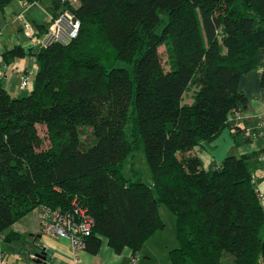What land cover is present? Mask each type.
Here are the masks:
<instances>
[{"label": "trees", "instance_id": "obj_1", "mask_svg": "<svg viewBox=\"0 0 264 264\" xmlns=\"http://www.w3.org/2000/svg\"><path fill=\"white\" fill-rule=\"evenodd\" d=\"M80 1L77 37L35 54L33 90L12 97L0 82V237L25 239L10 231L17 222L77 202L94 219L86 251L106 238L136 257L165 229V206L177 223L171 264L264 263L253 176L264 129L230 121L249 108L242 76L262 70L264 93V0ZM30 54L15 47L3 60ZM226 128L259 149L204 168L195 149ZM142 147L150 184L134 163L127 176Z\"/></svg>", "mask_w": 264, "mask_h": 264}, {"label": "crops", "instance_id": "obj_2", "mask_svg": "<svg viewBox=\"0 0 264 264\" xmlns=\"http://www.w3.org/2000/svg\"><path fill=\"white\" fill-rule=\"evenodd\" d=\"M80 4V0H70V6L73 9H77ZM62 9L58 0H13L4 10L0 11V66L5 75L4 79L1 80V84L12 97H23L33 90L34 79L39 71L35 54L43 46L42 40L48 25L60 15ZM15 47H22L33 54L17 59L14 64L7 66L3 60L4 53ZM22 76H27L29 79L26 88H22ZM261 78L262 70H258L245 74L240 80V88L250 98L249 108L243 113V118L238 122L240 127L257 129L260 123L259 117L264 112V93L261 88ZM226 131L228 132L226 134L227 140L220 137L212 143H204L195 149L202 160L204 168L209 169L220 164L228 155L241 157L254 153L259 149L256 143L238 146L235 139L229 138V136H233L231 130ZM253 173L256 182H263L264 165L261 164ZM40 213V209L35 210L27 216L34 215L27 220L28 222L25 220L26 217L21 220L25 221L24 223L19 221L10 229V231L23 235L25 239L6 242L4 238L0 237V257H3L5 261L7 260V264H14L10 263L7 258L9 254L14 255L13 247L17 243H21L16 246L19 249L17 256L24 259L26 253H28L26 263L19 264H36L33 257L42 252H45L47 256L46 264L52 262L71 264V242L65 238L54 239L41 235L39 232ZM31 224H35V230L31 229ZM32 247L39 250L35 252ZM133 257L131 250L128 248L121 255L116 254L109 246L106 238L101 239L98 254L92 255L88 251L81 254L84 264H133Z\"/></svg>", "mask_w": 264, "mask_h": 264}, {"label": "built area", "instance_id": "obj_3", "mask_svg": "<svg viewBox=\"0 0 264 264\" xmlns=\"http://www.w3.org/2000/svg\"><path fill=\"white\" fill-rule=\"evenodd\" d=\"M58 2L63 9L60 15L48 25L47 33L42 40L44 47L54 43L67 44L77 37L80 30V21L71 9L70 0H58ZM4 76L0 66V82L4 79ZM28 84V77L22 76V88H26ZM242 118L243 113H239L231 117L230 121L233 125H237ZM259 118L261 127L264 129V112L261 113ZM262 159L264 162V154H262ZM254 183L256 185L260 206L264 212V180L259 183L254 178ZM39 224V232L41 235L54 239L65 238L71 242V264H84L81 259V254L86 251V240L92 235L94 219L77 202L73 204L72 210L69 211L49 208L42 209ZM33 259L36 260V257H33ZM132 263L137 264L136 257L132 258ZM0 264H7V262L5 259H1ZM50 264L59 263L52 262Z\"/></svg>", "mask_w": 264, "mask_h": 264}, {"label": "rangeland", "instance_id": "obj_4", "mask_svg": "<svg viewBox=\"0 0 264 264\" xmlns=\"http://www.w3.org/2000/svg\"><path fill=\"white\" fill-rule=\"evenodd\" d=\"M160 52L161 53L164 52L163 55H165V48L161 47ZM164 59L165 61L167 60L165 56ZM229 129L230 128L224 129L218 138L222 137L223 140H227L228 137L226 134L228 132L226 130ZM39 132L42 137L45 136L44 127H39ZM229 138H231L232 140L235 139L233 136H229ZM132 163L135 164L136 168H139L142 171L143 181L147 184H150L152 181V173L146 162L144 147L140 148L131 157H129V160L127 162L128 165L126 166L127 176L130 175L128 169ZM160 215L162 220L164 221L165 229L157 232L155 235H153L150 239L146 241V243L143 246V249L136 256L138 264H171V251L177 249L179 246L177 240V233H176L177 223L173 214L165 206L160 208ZM32 216L34 215H30L29 217L26 216L27 219L25 220L26 221L29 220ZM21 222L24 223L25 221H21ZM31 229L33 230L36 229L35 224L34 225L31 224ZM263 237H264V233H263ZM17 244H21V243H17ZM17 244L13 247L14 255L9 254L7 259L10 263H14V264L26 263V258L28 253H26L24 259L17 256L19 252V249H17L16 247L18 246ZM32 249L35 252L39 250L38 248L35 247H32ZM260 264H264V263L262 262Z\"/></svg>", "mask_w": 264, "mask_h": 264}, {"label": "water", "instance_id": "obj_5", "mask_svg": "<svg viewBox=\"0 0 264 264\" xmlns=\"http://www.w3.org/2000/svg\"><path fill=\"white\" fill-rule=\"evenodd\" d=\"M46 260H47V256H46V253L45 252H42V253H40V254H38L37 256H36V260H35V262L36 263H45L46 264ZM43 263V264H44Z\"/></svg>", "mask_w": 264, "mask_h": 264}]
</instances>
